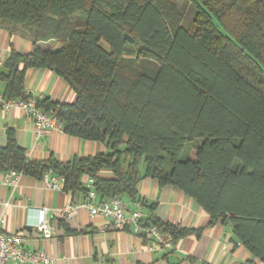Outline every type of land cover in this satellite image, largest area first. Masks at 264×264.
Returning <instances> with one entry per match:
<instances>
[{
  "label": "trees",
  "instance_id": "trees-1",
  "mask_svg": "<svg viewBox=\"0 0 264 264\" xmlns=\"http://www.w3.org/2000/svg\"><path fill=\"white\" fill-rule=\"evenodd\" d=\"M0 29L32 44L11 47L0 65L3 99L29 96L26 70H51L75 99L37 107L68 135L105 146L29 160L9 129L0 172L51 169L64 191L85 196L91 177L99 200L139 202L143 224L173 244L192 230L138 198L137 183L156 179L194 199L209 225L230 224L235 243L264 263V0H0Z\"/></svg>",
  "mask_w": 264,
  "mask_h": 264
},
{
  "label": "crops",
  "instance_id": "crops-1",
  "mask_svg": "<svg viewBox=\"0 0 264 264\" xmlns=\"http://www.w3.org/2000/svg\"><path fill=\"white\" fill-rule=\"evenodd\" d=\"M20 53L32 50L29 40L10 35L0 29V59H5L10 48ZM24 90L37 99L42 96L57 102H73L75 94L67 83L51 70L31 68L25 72ZM4 83L0 81V94ZM11 130L29 160L69 161L75 156L101 153L103 143L68 135L63 130H51L35 138L32 121L18 107L0 106V145L6 143L7 130ZM102 176L109 177L108 172ZM0 172V219L2 229L18 233L29 249L44 250L54 264H191L190 259L206 264H264L243 245L234 241L230 224L217 222L209 225V216L194 199L172 185L159 186L156 179L143 178L137 183L138 198L147 204L154 203L153 213L161 220L191 229L188 235L173 243L172 248L149 249L151 236L134 233L130 228L116 230L107 218L90 216L80 209L71 218L61 215L69 202L83 200L82 192L52 190L45 187L41 178L19 174L14 187L2 184ZM88 176H83V183ZM127 210L139 209L145 216L147 207L137 201L125 200ZM46 210L45 220L51 236L44 238L35 228L38 211Z\"/></svg>",
  "mask_w": 264,
  "mask_h": 264
},
{
  "label": "built area",
  "instance_id": "built-area-1",
  "mask_svg": "<svg viewBox=\"0 0 264 264\" xmlns=\"http://www.w3.org/2000/svg\"><path fill=\"white\" fill-rule=\"evenodd\" d=\"M3 59H0L2 65ZM27 93V91H25ZM28 94V93H27ZM29 95V94H28ZM43 98L40 96L39 99ZM37 98L29 95L26 99L4 100L0 94V106L7 109L11 106L18 107L26 117L32 121V128L35 138L42 137L51 130H62L58 119L37 107ZM19 173L16 170H8L3 173L2 184L14 187L17 183ZM43 185L52 190H63L64 178L57 175L51 169L43 172L41 177ZM87 188L86 196L83 200L69 202L61 210V215L65 218L73 217L78 210L85 209L90 216H100L107 218L112 227L116 230L130 228L136 234H144L152 237L149 249L159 247L172 248L173 244L153 225H144L145 214L139 209L127 210L124 200L117 196H112L107 200L98 199L96 190L93 187V179L88 177L84 182ZM46 210L41 208L37 214L35 228L40 231L44 238L51 236V228L45 220ZM3 220L0 219V264H54V259L44 250L29 249L24 245L23 237L18 233H8L2 229ZM239 245V242H236Z\"/></svg>",
  "mask_w": 264,
  "mask_h": 264
},
{
  "label": "rangeland",
  "instance_id": "rangeland-1",
  "mask_svg": "<svg viewBox=\"0 0 264 264\" xmlns=\"http://www.w3.org/2000/svg\"><path fill=\"white\" fill-rule=\"evenodd\" d=\"M190 17H191V15L188 14V19H187L186 22H185V24L188 25V26L191 25ZM103 45L106 46V44H104V43H103Z\"/></svg>",
  "mask_w": 264,
  "mask_h": 264
},
{
  "label": "water",
  "instance_id": "water-1",
  "mask_svg": "<svg viewBox=\"0 0 264 264\" xmlns=\"http://www.w3.org/2000/svg\"><path fill=\"white\" fill-rule=\"evenodd\" d=\"M124 39H127L129 42H133V38L129 37L126 33L123 35Z\"/></svg>",
  "mask_w": 264,
  "mask_h": 264
}]
</instances>
